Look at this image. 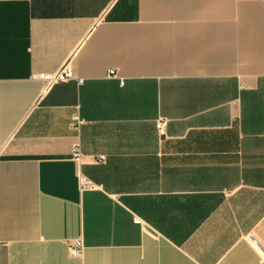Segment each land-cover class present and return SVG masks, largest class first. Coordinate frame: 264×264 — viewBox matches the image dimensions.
<instances>
[{
  "label": "crops",
  "instance_id": "0c3cea01",
  "mask_svg": "<svg viewBox=\"0 0 264 264\" xmlns=\"http://www.w3.org/2000/svg\"><path fill=\"white\" fill-rule=\"evenodd\" d=\"M0 264H264V0H0Z\"/></svg>",
  "mask_w": 264,
  "mask_h": 264
},
{
  "label": "built area",
  "instance_id": "2783aa9c",
  "mask_svg": "<svg viewBox=\"0 0 264 264\" xmlns=\"http://www.w3.org/2000/svg\"><path fill=\"white\" fill-rule=\"evenodd\" d=\"M113 75H114L113 71L108 72V77H111ZM70 77L71 76H70L69 72L67 71L66 67H63L60 71H58L56 73L37 74V75H33L31 78L33 80L39 81L42 84L40 95H44L45 93H47V91L52 86H54L58 83L66 82L70 79ZM80 124H81V121H80L79 117L74 116L72 119V125L74 127L78 128ZM164 128H165L164 120L159 119L156 122L157 131L159 133H163ZM81 157H82V154H81L80 145L78 143H76L73 145L72 150H71V159L74 162L79 163L81 160ZM103 160H104L103 158L97 159L98 162H102ZM78 178H79V185H80L81 191L92 188V183L87 177L80 174ZM69 251H70V254L72 256L79 257L81 255V243L76 242L74 245L70 246Z\"/></svg>",
  "mask_w": 264,
  "mask_h": 264
}]
</instances>
